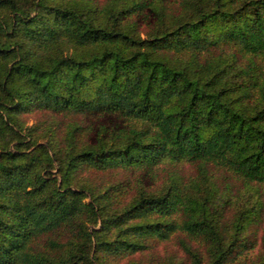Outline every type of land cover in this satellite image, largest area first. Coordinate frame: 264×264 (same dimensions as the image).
Here are the masks:
<instances>
[{
  "label": "trees",
  "instance_id": "trees-1",
  "mask_svg": "<svg viewBox=\"0 0 264 264\" xmlns=\"http://www.w3.org/2000/svg\"><path fill=\"white\" fill-rule=\"evenodd\" d=\"M0 264H264V0H0Z\"/></svg>",
  "mask_w": 264,
  "mask_h": 264
}]
</instances>
